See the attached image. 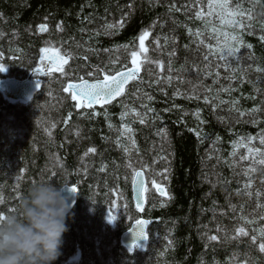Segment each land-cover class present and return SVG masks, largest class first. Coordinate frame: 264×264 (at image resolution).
I'll use <instances>...</instances> for the list:
<instances>
[{
	"label": "trees",
	"instance_id": "1",
	"mask_svg": "<svg viewBox=\"0 0 264 264\" xmlns=\"http://www.w3.org/2000/svg\"><path fill=\"white\" fill-rule=\"evenodd\" d=\"M232 3L253 17L242 20L251 25L243 40L252 47H241L239 59L220 60L205 46L217 43L211 28L239 30L222 26L215 13L196 19L201 8L207 14L208 0H0V79L23 80L45 69L41 49L68 58L63 72H45L29 104H11L0 93V215L15 210L36 181L78 189L53 264H264L251 241L253 229L264 226V165L242 160L244 148L230 155L240 137H256L252 145L264 150L258 135L264 131V72L255 70L264 69V0ZM118 22L123 26L107 28ZM143 30L149 36L141 54ZM133 50L141 74L125 94L95 109L98 115L77 109L66 85L91 79L87 73L97 67L109 74L132 67ZM124 111L129 115L122 121ZM122 123L133 132L122 136ZM89 147L96 151L85 156ZM133 170L147 178L143 213L132 201ZM153 181L168 196L158 194ZM140 217L151 222L148 246L128 254L120 237ZM241 226L249 236L231 239ZM213 235L216 241L208 239Z\"/></svg>",
	"mask_w": 264,
	"mask_h": 264
},
{
	"label": "snow or ice",
	"instance_id": "2",
	"mask_svg": "<svg viewBox=\"0 0 264 264\" xmlns=\"http://www.w3.org/2000/svg\"><path fill=\"white\" fill-rule=\"evenodd\" d=\"M174 7V6H173ZM208 12L205 14L203 12V8H201L199 11L196 12V19L203 20L205 18V15L212 16L215 13V16L219 19L220 24L222 26H226L229 28L238 29L239 32H232L229 33L228 31H221L220 29H217L216 27L211 28V32L215 35L216 38V45L207 44L205 45L210 53L216 54L219 53V59L220 60H227L228 57H235L239 59L238 53L240 52L241 47H247L251 48L252 46L250 44H245L243 40V30L248 27L250 28L251 25H245L242 20L243 17L247 15L248 20H252L253 17L250 12L245 13L244 11L240 10L241 6L239 4L235 5L233 7L232 0H208L207 4ZM219 10V11H217ZM239 17L240 19H237ZM123 24L118 22L117 24H108L107 28L112 29L115 27H122ZM57 28H60V25H57ZM38 30L40 32H46L47 31V25L41 24L38 26ZM189 35H192V29H188ZM251 35L252 33H248ZM197 39H199L200 44H204V40L202 39V33L199 29H197L195 33ZM149 36V32L147 30H143L139 36V42H140V53H146L147 49L145 47L144 41ZM221 36L223 39H221ZM261 41H264V35H261L260 37ZM127 47V46H125ZM42 52H47L48 49H41ZM138 53L137 51L133 50L131 52V65L132 67L127 68V70H121L115 72V74H109L108 72H105L104 70L97 67L94 72H88L87 76L91 79H86L84 77L79 78L78 83H70L68 86L64 89V91L70 93L71 98L73 101H75V107L77 109H90L92 110L93 115H98V113L95 111L94 106L100 105L101 107H105L109 104H112L117 97H120L125 94V85L130 81L137 77V74L140 71V65L138 63ZM43 60V57L41 58ZM49 63L53 64L55 69L57 71L63 72L62 65L66 64L68 61L64 56L58 55L55 51L52 52V55L48 56ZM208 57L205 56V60H207ZM156 63L160 64L161 70H163V65L161 62L157 61ZM227 67V65H226ZM5 70V66L0 63V72ZM52 69H48V71H51ZM257 72H264V69L257 67L255 69ZM36 72L41 71V69L37 68L35 70ZM169 71L171 69L169 68ZM199 71V69H197ZM96 72H104L103 78H96L95 73ZM211 71L209 70L208 75H211ZM219 74L217 73V76ZM171 77H169V80ZM37 87H40V83H37ZM210 91V89H206ZM234 90V89H233ZM220 91H229L228 88L220 89ZM149 100L152 99L151 96L148 97ZM205 102H208V97H205ZM225 101H221V103H224ZM239 103V101H233V106L235 104ZM215 107V106H213ZM132 114L140 117V113L136 112L134 109L131 110ZM149 111H153L152 109H149ZM251 112H258L260 111V108H253L250 110ZM240 116H244V112L239 113ZM129 115L128 111H124L121 113V120L123 121L125 117ZM197 118H199V113H196ZM105 116L107 117V112L105 111ZM139 122L141 124L145 123V120L143 118L139 119ZM67 123V121H65ZM203 123V121H201ZM109 127L111 128L112 125L109 124ZM133 132V129L129 127L127 124L122 123L121 124V135L124 136L126 134H130ZM162 133L166 134V130L161 129ZM199 135V134H198ZM259 135V142L261 145H264V131L258 134ZM219 139V137L217 138ZM256 137L248 136L245 140L244 137H240L238 140L233 141L232 143V153L230 155L236 156L237 152L240 148L246 149V155H242V160H248L252 159L256 163H259L261 165H264V150L258 147H254L252 145V141L255 140ZM117 143L119 144V140H117ZM131 144L135 146L136 141L135 139H131ZM96 151L95 148L89 147L87 151L84 153L85 156H87L89 153H94ZM125 152H128V149H124ZM256 157H260V159H256ZM131 167V165H128ZM249 171H255L254 168H250ZM247 174V173H246ZM145 179L144 174L140 170H133V175L131 179L132 184V193H133V199L136 201L137 208H141L143 201L145 199V192L147 189L145 188ZM153 186L156 188V191L159 192L161 196H168V193L161 187L160 185L156 184L155 181H153ZM251 185H246V187H250ZM70 191L72 193H76L77 189L76 187H70ZM250 195V193H249ZM257 196H260V193H257ZM170 198V197H169ZM2 197H0V203H2ZM262 205H257V207H261ZM10 211H14V209H10ZM3 216V215H0ZM116 218L111 213L108 214V220L109 222L114 221ZM261 219H264V217H261ZM246 223H253L251 220L245 219ZM148 223V221L144 220H137L136 221V228L134 229V236L137 239H143L148 240L149 234L145 231V225ZM219 230V229H218ZM253 231L257 232V235L251 236V241L253 244H258V250L260 253H264V226H261L258 229H253ZM236 235L231 237V239H237L239 237H248L249 232L244 227H238L235 229ZM208 239L210 241H216L218 239L217 236H209ZM140 245L134 240L129 247V252H131L133 249L139 247Z\"/></svg>",
	"mask_w": 264,
	"mask_h": 264
},
{
	"label": "clouds",
	"instance_id": "3",
	"mask_svg": "<svg viewBox=\"0 0 264 264\" xmlns=\"http://www.w3.org/2000/svg\"><path fill=\"white\" fill-rule=\"evenodd\" d=\"M62 189L36 181L14 211L0 216V264H53L58 259L72 208Z\"/></svg>",
	"mask_w": 264,
	"mask_h": 264
},
{
	"label": "water",
	"instance_id": "4",
	"mask_svg": "<svg viewBox=\"0 0 264 264\" xmlns=\"http://www.w3.org/2000/svg\"><path fill=\"white\" fill-rule=\"evenodd\" d=\"M50 55H52V53H45L43 55V60L46 62L47 68L49 67V65H52L54 67V65L49 63V61L47 59L48 56H50ZM66 64L62 65V67L66 66ZM43 74H44L43 71H39V72L34 71L33 73L30 74V76L27 79L22 80V81L12 79V78L1 79L0 80V93L3 95V97L6 101H8L12 104L20 103L22 105H26V104L30 103L34 99V97L41 91L42 80L35 78L34 75L42 76ZM140 74H141V69H140L139 73L137 74V77L133 80H130L125 85V92H126V89L130 86V84L132 82L137 81L139 79ZM38 82L40 83L39 88L37 87ZM75 83H78V82H75ZM67 86H68V84H67ZM120 97H117L114 102L119 100ZM94 108H103V107H101L100 105H95ZM86 110H89V109H86ZM140 171H142V170H140ZM142 172L144 174V179L146 181L145 188L147 189V178H146L144 171H142ZM70 187H76V186H67V185L64 186L62 189V194L68 198V202L72 205V208H71V212H72V210L74 209L76 202H77L78 189L76 187V189H77L76 193H72L70 191ZM132 201L135 205L136 210L139 213H143L145 205H146V192H145V199L143 201L141 208H137L136 201L133 199V193H132ZM137 220L148 221V223L145 225V231L148 233V228H149L151 222L149 220H146L145 218H139ZM136 221L120 237V244H121L122 248H124L128 254H133L135 249H138L140 251H145L147 249V246H148L149 239L148 240L137 239L134 236V229L136 228ZM134 240H136V242L140 246L133 249L131 252H129V247L131 246V244Z\"/></svg>",
	"mask_w": 264,
	"mask_h": 264
},
{
	"label": "bare ground",
	"instance_id": "5",
	"mask_svg": "<svg viewBox=\"0 0 264 264\" xmlns=\"http://www.w3.org/2000/svg\"><path fill=\"white\" fill-rule=\"evenodd\" d=\"M149 1V0H148ZM142 3V2H141ZM149 3V2H148ZM147 6V5H146ZM157 44V43H156ZM170 45V44H169ZM157 46V45H156ZM158 51V50H157ZM169 51V50H168ZM165 52V51H164ZM169 62H171V61H169Z\"/></svg>",
	"mask_w": 264,
	"mask_h": 264
}]
</instances>
